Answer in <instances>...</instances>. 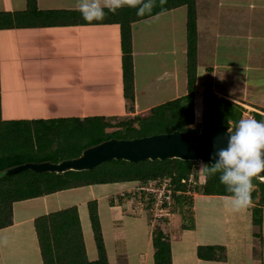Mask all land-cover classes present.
<instances>
[{
  "label": "crops",
  "instance_id": "1",
  "mask_svg": "<svg viewBox=\"0 0 264 264\" xmlns=\"http://www.w3.org/2000/svg\"><path fill=\"white\" fill-rule=\"evenodd\" d=\"M27 7L28 0H0V12L22 14ZM37 8L46 11L44 20L0 28L2 120L130 117L189 92L187 4L132 21L134 108L124 90L120 23L105 15L85 21L79 0H37ZM195 8L196 94L210 89L264 114V0H195ZM136 184L94 183L15 202L12 223L0 228V264H46L35 219L71 206L78 208L88 260H97L95 235L90 257L84 225L87 216L93 229L92 200L109 264L122 258L155 264L148 214L134 213L131 194L122 196ZM203 185L194 196L177 198L166 234L172 264H264V205L262 223L254 221L259 198L233 210L225 203L230 195L203 194ZM63 194L70 203L62 205ZM200 246L214 257L201 258Z\"/></svg>",
  "mask_w": 264,
  "mask_h": 264
},
{
  "label": "trees",
  "instance_id": "2",
  "mask_svg": "<svg viewBox=\"0 0 264 264\" xmlns=\"http://www.w3.org/2000/svg\"><path fill=\"white\" fill-rule=\"evenodd\" d=\"M174 4L188 5L189 92L154 106L148 116L136 114L132 117L119 118L118 116L94 115L5 121L1 118L0 96V228L12 223L13 203L72 187L118 181H145L159 176H172L178 189H186V184H182L181 179L191 175L196 161L178 158L147 159L138 162L112 159L89 171L69 170L57 173L26 169L17 173H6V170L14 165L27 161L59 162L63 159L74 158L88 146L112 137L133 138L160 132H172L177 129L198 131L200 127L210 124L230 125V122H233L236 125L241 119L245 111L242 105L208 90L211 112L204 113L201 126L194 129L187 126L193 123L195 118V84L198 66L195 0H175L174 2L153 0L151 10L143 14H138L140 4L131 6L124 2L115 11L105 8V16L109 17V21L118 22L121 25L124 90L126 97L130 100L131 108H134L135 102L131 23ZM45 13L46 11L37 8V0H28V7L22 14L0 12V28L11 27L17 22L23 25L35 24L34 21L38 23L44 20ZM253 114L255 119L264 120L263 113L253 111ZM109 127L115 130L108 131ZM209 166L210 164L207 167ZM253 184L258 188L252 191L251 201L255 202L259 198L258 205L254 208V221L261 224L264 181L254 177ZM202 193L231 196L226 186L220 182L219 173L212 176L206 174ZM183 197L187 199L189 196H178L180 200ZM88 206L99 252L98 259L88 260L78 208L71 206L35 219L46 264H109L98 214V203L92 200ZM165 237L161 229H154L155 264H172L171 244ZM214 248V246H209L207 249L213 250ZM203 250L204 248L200 246L198 254L201 258L214 257L212 253L206 254Z\"/></svg>",
  "mask_w": 264,
  "mask_h": 264
},
{
  "label": "water",
  "instance_id": "3",
  "mask_svg": "<svg viewBox=\"0 0 264 264\" xmlns=\"http://www.w3.org/2000/svg\"><path fill=\"white\" fill-rule=\"evenodd\" d=\"M227 124H210L198 131L174 130L151 135L118 138L112 137L85 148L79 156L63 159L27 161L6 170L12 174L31 169L37 172H65L69 170H89L112 159H123L130 162L178 158L182 160L215 162L211 154L227 145ZM215 145V147H214ZM264 180V173L257 177Z\"/></svg>",
  "mask_w": 264,
  "mask_h": 264
},
{
  "label": "clouds",
  "instance_id": "4",
  "mask_svg": "<svg viewBox=\"0 0 264 264\" xmlns=\"http://www.w3.org/2000/svg\"><path fill=\"white\" fill-rule=\"evenodd\" d=\"M124 2L140 4L138 14H143L151 10L153 0H79V11L85 21L91 22L102 19L105 8L115 11ZM211 160L215 162L208 163L205 171L210 176L219 173L220 182L231 193L225 203L233 210L250 204L253 178L264 173V120L241 118L233 129L228 128L226 147L215 150Z\"/></svg>",
  "mask_w": 264,
  "mask_h": 264
},
{
  "label": "built area",
  "instance_id": "5",
  "mask_svg": "<svg viewBox=\"0 0 264 264\" xmlns=\"http://www.w3.org/2000/svg\"><path fill=\"white\" fill-rule=\"evenodd\" d=\"M205 182L206 177L192 172L188 178L181 179V183L186 184V189H178L172 176H159L145 181L138 180L132 191L122 193V196L130 193V199L136 202L137 208L149 213L152 220L159 222L172 218L178 196H194L198 187Z\"/></svg>",
  "mask_w": 264,
  "mask_h": 264
},
{
  "label": "rangeland",
  "instance_id": "6",
  "mask_svg": "<svg viewBox=\"0 0 264 264\" xmlns=\"http://www.w3.org/2000/svg\"><path fill=\"white\" fill-rule=\"evenodd\" d=\"M208 90H210V89H208ZM229 99V98H228ZM231 100V99H230ZM169 101V100H168ZM236 102V101H235ZM238 103V102H237ZM240 104V103H239ZM240 105H242L244 108H245V111L243 112V114H242V117L241 118H245V117H249V116H251V117H253L254 118V114H253V111L254 110H252L251 108L252 107H250V106H248V105H246L247 106V108L243 105V104H240ZM211 108H212V106H211V99H210V94H208V91H207V89H203V90H201V91H199V93L197 92V94H196V92H195V118H194V122L193 123H191V124H188L187 126L189 127V128H191V129H194V128H196V127H199V126H201V124H202V121H203V116H204V113H210L211 112ZM259 112V111H258ZM150 114V111L146 114H141V116H148ZM131 116H133V115H130V117ZM127 117H129V116H127ZM122 118V117H121ZM231 124L230 125H228V128L229 129H233L234 127H235V125H234V123L233 122H230ZM136 125H137V123H135ZM138 126V125H137ZM107 130L108 131H113V130H115V128H113V127H109V128H107ZM100 165V164H99ZM15 166V165H14ZM98 166V165H97ZM208 166V163H205V162H201V161H196V163H195V165H194V171H196L197 172V174L198 173H200V175L202 176V177H205L206 176V171H205V168ZM89 171V170H88ZM88 171H84V172H88ZM261 180V179H260ZM264 181V180H263ZM131 188V186L128 188V190ZM134 187H132L129 191H132V189H133ZM254 188H258V186H254ZM127 190V191H128ZM126 191H124V193H125ZM61 196V199L63 200V201H65L66 200V202H64V204H62V205H66V204H68V203H70L71 202V198L69 199V197H68V195H65V194H63V195H60ZM31 199V198H30ZM130 199V198H129ZM26 200V199H25ZM53 200V199H52ZM134 203H136L135 201L132 203V204H134ZM14 204V203H13ZM136 205V206H135ZM136 209H134V213H140L142 210H139V207L137 208V204H134L133 205ZM148 215V218H149V220H150V224L153 226V228L155 229V228H158V229H161L164 233H165V238H166V240H168L169 239V237L166 235V234H168L169 233V231H168V229H167V227H168V225H169V222L171 221L170 219H165V220H162V221H154V220H152V218H151V216H150V214L149 213H147ZM86 220H88V221H86ZM154 221V222H153ZM89 218L86 216L85 217V228H86V233H87V242L90 244V257L93 255V249L92 248H94L95 249V241H94V238H91V236L94 234V231H93V229L90 227V225H89ZM88 227H90V229H88ZM93 239V240H92ZM121 261H122V264H130L129 263V261H126V259H124V258H122L121 259Z\"/></svg>",
  "mask_w": 264,
  "mask_h": 264
}]
</instances>
